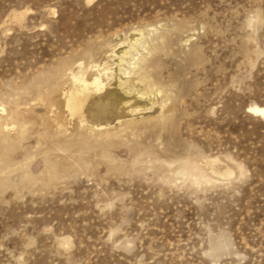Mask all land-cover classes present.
Segmentation results:
<instances>
[{
	"label": "rangeland",
	"instance_id": "rangeland-1",
	"mask_svg": "<svg viewBox=\"0 0 264 264\" xmlns=\"http://www.w3.org/2000/svg\"><path fill=\"white\" fill-rule=\"evenodd\" d=\"M138 32L167 36L173 119L92 131L66 108L70 73ZM255 105L264 0H0V264H264Z\"/></svg>",
	"mask_w": 264,
	"mask_h": 264
},
{
	"label": "bare ground",
	"instance_id": "bare-ground-1",
	"mask_svg": "<svg viewBox=\"0 0 264 264\" xmlns=\"http://www.w3.org/2000/svg\"><path fill=\"white\" fill-rule=\"evenodd\" d=\"M138 33L139 38L116 45L105 65L93 64L86 68L80 64L77 70L70 73V86L64 93L66 108L69 115L77 118L81 124L91 123L92 131L102 133L116 130L112 126L115 120L120 124L126 114L143 115L156 110V107L160 109L158 122L163 127L173 119L170 114L174 112L176 106L169 102L175 97L173 96L175 85L172 79L166 80L162 73L158 72L160 56L166 54L167 36L163 35L158 41L151 43L145 41L147 36L145 37L143 32ZM139 47L143 50L142 52L138 49ZM118 48L124 49L118 54L116 51ZM117 95L120 96L119 100ZM95 99L102 104L103 115L108 113L112 103L122 106L123 109L116 113L113 119L98 120L96 114H87L88 106ZM251 109L255 110L250 111L252 115L264 119V114H260L264 112V107L255 105ZM12 119L14 121L15 117ZM123 125L131 130L138 127L133 121L125 122ZM20 128L23 133V127Z\"/></svg>",
	"mask_w": 264,
	"mask_h": 264
},
{
	"label": "snow or ice",
	"instance_id": "snow-or-ice-1",
	"mask_svg": "<svg viewBox=\"0 0 264 264\" xmlns=\"http://www.w3.org/2000/svg\"><path fill=\"white\" fill-rule=\"evenodd\" d=\"M249 111H255V110L250 108ZM260 114H264V112H261Z\"/></svg>",
	"mask_w": 264,
	"mask_h": 264
}]
</instances>
